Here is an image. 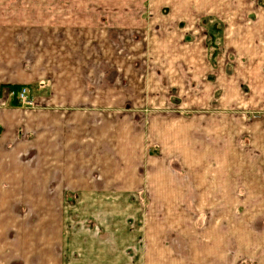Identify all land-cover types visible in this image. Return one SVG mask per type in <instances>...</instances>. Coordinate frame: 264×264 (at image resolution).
<instances>
[{"label":"crops","instance_id":"0c3cea01","mask_svg":"<svg viewBox=\"0 0 264 264\" xmlns=\"http://www.w3.org/2000/svg\"><path fill=\"white\" fill-rule=\"evenodd\" d=\"M104 1L0 12V264H138L124 239L137 226L151 236L142 264H203L194 210L212 226V264H264V117H246L264 114V0ZM206 18L221 26L212 58ZM22 86L31 106L9 94ZM178 129L202 132L212 193ZM81 221L84 249L61 250Z\"/></svg>","mask_w":264,"mask_h":264},{"label":"rangeland","instance_id":"374dc122","mask_svg":"<svg viewBox=\"0 0 264 264\" xmlns=\"http://www.w3.org/2000/svg\"><path fill=\"white\" fill-rule=\"evenodd\" d=\"M109 2H111L109 0ZM113 3V4H112ZM104 4L105 1L104 0H75V2H64L63 0H0V12H5V13H15V14H20L22 16V18H26L29 17L35 13H38L40 17H51L54 12H63V11H73L76 14L83 11V10H87V11H94V10H102L105 12V8H104ZM114 4H115V0H112L111 4H110V10L114 9ZM109 10V7L107 8ZM44 18V19H45ZM204 26L206 27V32H207V36H206V43L209 47V56L210 58L214 57L216 55V53L219 52V37L221 35V26H219V24L210 19V18H206V21L203 23ZM210 79L213 78L212 75L209 76ZM26 87V86H23ZM28 90V97H30L31 101H33L32 95H31V90L29 87H26ZM21 87L19 89H15V88H11L9 90V94L16 98L18 101V104H21L19 102L18 97V93L20 91ZM176 104V103H175ZM174 104V105H175ZM25 106V105H22ZM27 106H31V104L27 105ZM35 105H33L34 107ZM184 113H187L189 115H191L192 112L190 111H183ZM248 112V114H247ZM246 112V117H247V121L249 122H255L256 120L260 119L261 117H264V114L261 113L260 111H247ZM263 114V115H261ZM203 123L205 124V127L210 128L211 125V119L209 120V118H205V120L203 121ZM176 135H178L177 140H179L180 138H182L183 140H187L188 142V147H190L193 151H196V153L194 154V158L198 157V161L201 164L199 170L205 172L204 170H207V174H209L210 177H207L208 180L206 182H208V184L205 185L204 188H200V183H205V179L206 176L201 177V175H199L198 179H195L198 183H199V189L201 194H203L205 191L207 190H211L212 193V176H213V171H214V161H213V153L211 152V149L209 148V146H205L201 144V137L202 136V132L198 131L196 132V135L199 137H195L194 133H192V130H188L187 132L184 130V132H182V134H180V130L178 129V132L174 131V133H172V138L175 139ZM205 140V143L210 142L212 139V135H211V131L207 130L205 132V136L203 137ZM186 142V143H187ZM186 143H184V149L187 151V147H186ZM149 146H151L150 144H148V148H150ZM151 148H154V146H152ZM150 148V150H151ZM202 148H203V152H202ZM156 149H154L153 151H155ZM149 152V150H148ZM203 161V164H202ZM183 170V169H181ZM198 170V171H199ZM213 170V171H212ZM189 171H193V170H189ZM192 184H194L193 179H192ZM200 194V195H201ZM145 199H148V196L146 195V197L143 195L141 196ZM199 200L202 201L201 197H198ZM68 202H72V197H67ZM149 200V199H148ZM144 202V201H143ZM141 202V203H143ZM34 210H28V212H25V214L27 216H29L30 214L32 215L34 212ZM17 212V211H16ZM129 214H133L131 211H128ZM211 213V212H209ZM146 213L144 212V210L141 212V221L143 220V215H145ZM32 218V217H31ZM189 221L188 224L190 225V227L188 228L189 231V235L193 236V239L195 240L194 243H198L200 245L199 247V256H201L202 260H203V264H212L211 262V257L213 254V249H214V243H213V239L210 238L209 233L212 232V226H207L206 224V220H207V213L206 212H200V211H192L190 212L189 216ZM79 223V222H77ZM82 225V227L77 226V229H74L73 227V233L75 235V240L71 243H64V239H62L61 241V246L60 249L61 250H82L84 248H82L85 245V240H84V234H83V230H84V222L81 221L80 223ZM134 230L131 232H126L125 234V244L126 246H132V249L134 251H136V248L140 249L142 252L143 247L146 248L147 246V242H149L151 236H150V229H148L147 235H145V240L144 237H142V226H137V227H133ZM18 229L20 230V228H14L13 230L10 231V234L12 235V237H14V240L18 239L20 237V231L18 232ZM42 227H28L26 228V230L29 231V235H31L32 237L36 236V235H40V233L42 232ZM138 233H140L138 235ZM1 234V231H0ZM0 241L2 242V240L0 239ZM144 242V243H143ZM35 245V243H33ZM66 244V249L64 248ZM32 246V245H31ZM69 246V247H68ZM192 246V245H191ZM136 247V248H135ZM140 252V258H138L139 263L138 264H142V253ZM129 261L133 264H137L134 263L132 258H129ZM249 264H254V263H250Z\"/></svg>","mask_w":264,"mask_h":264},{"label":"built area","instance_id":"2783aa9c","mask_svg":"<svg viewBox=\"0 0 264 264\" xmlns=\"http://www.w3.org/2000/svg\"><path fill=\"white\" fill-rule=\"evenodd\" d=\"M17 98L19 99V102L21 103V105L27 106L33 103L30 97H28V90L26 87H21Z\"/></svg>","mask_w":264,"mask_h":264},{"label":"trees","instance_id":"16d2710c","mask_svg":"<svg viewBox=\"0 0 264 264\" xmlns=\"http://www.w3.org/2000/svg\"><path fill=\"white\" fill-rule=\"evenodd\" d=\"M20 87H16L15 89H19Z\"/></svg>","mask_w":264,"mask_h":264}]
</instances>
